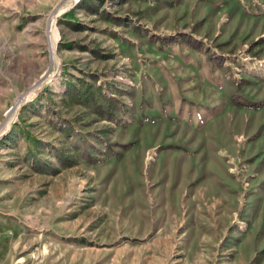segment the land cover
Wrapping results in <instances>:
<instances>
[{
    "label": "rangeland",
    "instance_id": "1",
    "mask_svg": "<svg viewBox=\"0 0 264 264\" xmlns=\"http://www.w3.org/2000/svg\"><path fill=\"white\" fill-rule=\"evenodd\" d=\"M4 1L9 263L264 264V0Z\"/></svg>",
    "mask_w": 264,
    "mask_h": 264
},
{
    "label": "crops",
    "instance_id": "2",
    "mask_svg": "<svg viewBox=\"0 0 264 264\" xmlns=\"http://www.w3.org/2000/svg\"><path fill=\"white\" fill-rule=\"evenodd\" d=\"M4 2H5V6L8 4L7 5L8 8L6 9L3 8L2 10L3 14L8 13V12H15V10L17 9L20 10L22 14H24L25 12L23 11V9L24 8L26 9L25 5L32 3L30 2V0H5ZM38 2H39L38 4H40V0ZM39 6L40 5H37V4L33 5L32 9L34 10L40 9ZM9 8H11V10ZM2 29L5 30V28H2ZM2 29H0V31ZM10 29L13 30L14 28H10ZM13 31H15V29ZM14 60L15 59L6 61L5 66L7 65L14 66L15 65ZM11 223L12 222L9 220L7 215H5V213H3L0 210V264H10L9 255L11 253V249H14L16 246V242L10 243L8 235H7V232H9V227Z\"/></svg>",
    "mask_w": 264,
    "mask_h": 264
},
{
    "label": "trees",
    "instance_id": "3",
    "mask_svg": "<svg viewBox=\"0 0 264 264\" xmlns=\"http://www.w3.org/2000/svg\"><path fill=\"white\" fill-rule=\"evenodd\" d=\"M84 3L87 2V0H83ZM89 5V4H87ZM93 9H95V7H92ZM102 16H104L106 19H110L111 18V15L109 13H107V11L104 9L102 12H101ZM117 18L115 17H112L110 20H116ZM183 35V33H181ZM186 38V40L188 42H191L192 44H194L195 46H198L199 47V44L198 42L191 36L189 35H185L184 36ZM163 40H166V41H175L176 38H174V35H169L167 36L165 39ZM67 46H72L71 43H69ZM81 48H83V45H80ZM92 77V80L95 82L96 79H97V76H95L94 74H91L90 75ZM100 92V86L96 85V86H93L92 83H86V85L83 87V89H78L77 91H75L73 94L74 96L80 100V101H84V102H93L95 107H96V110H98V104H96V93H99ZM58 154H61V152L59 151Z\"/></svg>",
    "mask_w": 264,
    "mask_h": 264
},
{
    "label": "bare ground",
    "instance_id": "4",
    "mask_svg": "<svg viewBox=\"0 0 264 264\" xmlns=\"http://www.w3.org/2000/svg\"><path fill=\"white\" fill-rule=\"evenodd\" d=\"M61 9H63V8H61ZM60 11H61V10H60ZM50 28H51V31H52V37H51V58H52V60H54V61H58V59H57V57H56V53H55V42H56V35H57V34H56V27H55V24H54V17H53V19H52V21H51V23H50ZM48 77H49V76H46V77H42V78H40V79L38 80V82L35 83V84L33 85V87H32L33 89L30 90L29 92H27L24 96H22V97L20 98V101H22L23 99H25L26 97H28L30 94H32V93L34 92V90H36V88L38 87L39 83L43 82V81L46 80ZM20 101H19V102L17 103V105L15 106L13 112L16 111V109L18 108V105H19ZM13 112H12V113H13ZM12 113H11V115H12ZM11 115H10L9 118L7 119V122L4 123V128H6V127L8 126V124H9V119H10Z\"/></svg>",
    "mask_w": 264,
    "mask_h": 264
}]
</instances>
